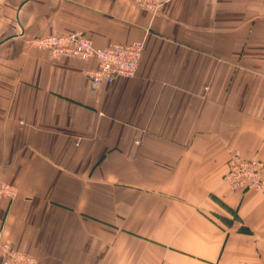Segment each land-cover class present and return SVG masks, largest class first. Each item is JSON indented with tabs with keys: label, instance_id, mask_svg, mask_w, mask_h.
<instances>
[{
	"label": "crops",
	"instance_id": "1",
	"mask_svg": "<svg viewBox=\"0 0 264 264\" xmlns=\"http://www.w3.org/2000/svg\"><path fill=\"white\" fill-rule=\"evenodd\" d=\"M143 40L132 77L33 38ZM264 161V0H0V264H264V192L223 181Z\"/></svg>",
	"mask_w": 264,
	"mask_h": 264
},
{
	"label": "built area",
	"instance_id": "2",
	"mask_svg": "<svg viewBox=\"0 0 264 264\" xmlns=\"http://www.w3.org/2000/svg\"><path fill=\"white\" fill-rule=\"evenodd\" d=\"M144 8L157 12L173 0H129ZM34 46L48 49L57 57H77L83 60L95 59L97 68L86 71L93 86L112 83L116 77H132L136 74L144 42L136 40L128 44L113 43L101 47L82 30H72L60 35L39 36L33 39ZM223 181L235 191L244 193L250 189L264 192V162L256 158H244L233 154L228 160ZM15 189L0 183V195H13ZM36 258L28 252L18 251L6 244L3 264H36Z\"/></svg>",
	"mask_w": 264,
	"mask_h": 264
},
{
	"label": "rangeland",
	"instance_id": "3",
	"mask_svg": "<svg viewBox=\"0 0 264 264\" xmlns=\"http://www.w3.org/2000/svg\"><path fill=\"white\" fill-rule=\"evenodd\" d=\"M129 1V0H128ZM129 2H131V1H129ZM131 3H134V2H131ZM134 4H137V3H134ZM137 5H139V4H137ZM141 6V5H140ZM141 7H143V6H141ZM144 8V7H143ZM146 9V8H145ZM148 10V9H147ZM160 10V9H159ZM158 10V11H159ZM150 11V10H149ZM157 11V12H158ZM152 12V11H151ZM157 12H152V13H157ZM67 33V32H66ZM64 34V33H63ZM49 35H51V34H49ZM55 35H60V34H55ZM40 36H47V35H40ZM37 37H39V36H37ZM36 38V37H35ZM34 39V38H33ZM33 39H32V41H33ZM31 41V42H32ZM136 41V40H135ZM143 41V40H142ZM133 42V41H132ZM33 43V42H32ZM131 43V42H130ZM113 44V43H112ZM123 44H128V43H123ZM34 45V44H33ZM96 45V44H95ZM34 47H36V46H34ZM36 48H38V47H36ZM39 49H41V48H39ZM46 50H48V49H46ZM51 52V51H50ZM62 58V57H61ZM261 160V159H260ZM263 161V160H262ZM264 162V161H263Z\"/></svg>",
	"mask_w": 264,
	"mask_h": 264
}]
</instances>
